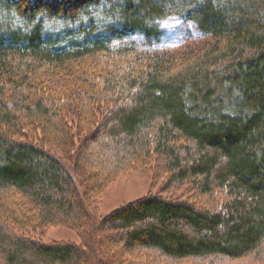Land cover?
Wrapping results in <instances>:
<instances>
[{
    "label": "trees",
    "instance_id": "16d2710c",
    "mask_svg": "<svg viewBox=\"0 0 264 264\" xmlns=\"http://www.w3.org/2000/svg\"><path fill=\"white\" fill-rule=\"evenodd\" d=\"M170 17L209 36L207 47L159 53L118 43L135 34L158 38ZM86 57L107 68L124 59L127 68L79 79L72 64ZM23 65L68 70L79 84L67 92V109L93 125L104 103L107 132L151 147L170 182L191 178L199 194L217 189L222 201L197 207L153 194L98 219L75 168L22 135L27 123L45 129L55 118L56 134L68 147L71 140L63 103L46 96L39 79L17 78ZM181 141L193 145L188 164L179 151L191 148ZM7 188L36 208L37 217L26 218L36 229H83L91 246L41 242L0 226V264H104L99 249L111 239L128 251L211 258L207 264L264 255V0H0V190Z\"/></svg>",
    "mask_w": 264,
    "mask_h": 264
},
{
    "label": "rangeland",
    "instance_id": "374dc122",
    "mask_svg": "<svg viewBox=\"0 0 264 264\" xmlns=\"http://www.w3.org/2000/svg\"><path fill=\"white\" fill-rule=\"evenodd\" d=\"M161 29V35L153 40L135 34L118 41V43L130 44L145 51L171 53L205 48L210 42L209 36L202 34L196 30L192 23L179 17H170L162 21ZM115 63L111 62L109 68L113 69L119 66L121 68L119 74L127 68V61L124 59L117 60ZM22 67L16 74L17 78H20L23 74H29L30 79H26V84L35 78L39 79L45 87L46 96H56L61 101L59 102L63 103L61 106L65 114L63 120L66 121L71 140H69L68 147L63 138L56 134L58 127L55 125H58V123L55 118H53L55 125L52 127L49 124L44 129L42 124L37 122V125H34L35 128L31 130L30 123H27L28 125L23 129L24 134H22V131L18 133L22 134L24 138H32L35 142L44 144L50 153L61 158L73 170L75 168L74 171L80 176L82 187L89 191L88 201L93 204V207L90 208L95 209V216L98 219L122 205L153 194L168 199L191 201L197 207L212 206L213 204L215 206V203L222 201L223 194L219 193L217 189L210 196L199 194L191 185V178L183 182L177 180H171L170 182V177L173 175L168 171V166L165 165L163 158L157 155L151 147H141L138 143L126 142L124 137H115L107 132L105 126H103L104 123L101 125L107 108L104 103L100 104V107L97 106L96 109H99L94 113V118L97 121L95 120L93 125H91L93 120L88 119L87 121L83 113L79 117L76 116V111L79 109H67L70 105L66 102L67 92L76 91V85L71 87L73 82L79 84L74 79L78 77H72L68 70L66 72V70H55L46 67L38 68L34 65L28 71L24 65ZM107 67L106 60L89 57L84 58L80 63L72 64V68L78 73L79 79L84 73L93 70L105 71ZM97 87H100L99 83H97ZM22 89L23 92L26 90L24 87ZM47 104H44V106H48ZM93 106L91 105V107ZM72 111H75V113ZM88 114H91L90 109H88L87 116ZM84 117L86 120L83 119ZM35 121H38V118H35ZM181 144L183 147L187 145L191 148L189 152L183 149L179 151V155L184 158L182 163L188 164L194 158L193 145L183 141H181ZM14 208H16V211ZM36 215V208L27 202L26 196L10 188L0 190V226L11 235L28 236L41 242L81 243L87 249L91 246L85 232H82L83 229H73L63 225H44L36 229L35 222L26 219H33L34 216L37 217ZM12 222L15 224L14 226ZM9 227L13 230H10ZM99 251L100 253L98 251L97 253L100 256L106 257L104 264H207L206 262L211 259L185 258L171 260L153 251L140 248H133L128 251L112 239L106 247H102ZM122 258L123 260H121ZM214 263L264 264V255H251L236 259H216Z\"/></svg>",
    "mask_w": 264,
    "mask_h": 264
}]
</instances>
